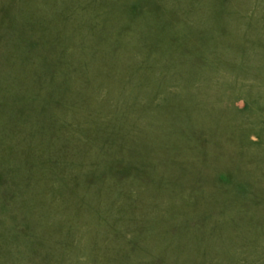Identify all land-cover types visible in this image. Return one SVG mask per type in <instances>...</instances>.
<instances>
[{"label":"rangeland","instance_id":"1","mask_svg":"<svg viewBox=\"0 0 264 264\" xmlns=\"http://www.w3.org/2000/svg\"><path fill=\"white\" fill-rule=\"evenodd\" d=\"M0 264H264V0H0Z\"/></svg>","mask_w":264,"mask_h":264}]
</instances>
